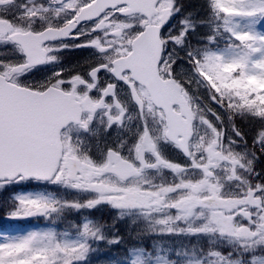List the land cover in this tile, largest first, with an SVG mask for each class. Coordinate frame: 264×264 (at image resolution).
<instances>
[{"label": "snow or ice", "instance_id": "snow-or-ice-1", "mask_svg": "<svg viewBox=\"0 0 264 264\" xmlns=\"http://www.w3.org/2000/svg\"><path fill=\"white\" fill-rule=\"evenodd\" d=\"M200 8L0 0V212L53 226L0 264H91L101 208L156 238L129 264H264V0Z\"/></svg>", "mask_w": 264, "mask_h": 264}, {"label": "trees", "instance_id": "trees-1", "mask_svg": "<svg viewBox=\"0 0 264 264\" xmlns=\"http://www.w3.org/2000/svg\"><path fill=\"white\" fill-rule=\"evenodd\" d=\"M204 0H185V3L191 5L196 11H202L200 5H202ZM248 132V139L251 142V137L253 135V129L246 124L241 125ZM264 166V165H262ZM12 195L11 191L0 192V207L10 208L11 202L9 196ZM9 203V204H8ZM6 212H0V220H4ZM116 221V219H114ZM100 223V222H99ZM104 225V233L108 239L114 237L120 239V243L109 244L107 240L97 242L95 245V251L91 254V264H122L128 261V244L132 241V238L128 239V234L123 230L124 224L122 223L119 227L114 230V234L111 233V226L108 223H101ZM11 226L7 223L0 221V233L9 232ZM132 230V229H131ZM136 236V229L132 230L131 237Z\"/></svg>", "mask_w": 264, "mask_h": 264}, {"label": "rangeland", "instance_id": "rangeland-1", "mask_svg": "<svg viewBox=\"0 0 264 264\" xmlns=\"http://www.w3.org/2000/svg\"><path fill=\"white\" fill-rule=\"evenodd\" d=\"M203 91V90H201ZM11 196V195H10ZM9 196V197H10ZM11 203V202H9ZM8 203V204H9ZM85 217H91L92 219H94L95 221L97 222H100V223H103V222H106L108 223L111 228V233L114 234V230L117 228V226L119 227L122 223L125 224L127 222V220H124V221H109L108 220V216H107V209H104V208H101V209H98V210H94L92 211L91 213L85 211L83 214H80L79 216H77V214L73 213L72 215H70L68 217V220L71 221L73 219H84ZM21 220H28L27 219H19V220H15V219H10L7 217V214L5 216V219L4 220H0L2 222H5L7 223L9 226H19L20 224H23L25 223L24 221H21ZM127 227V226H126ZM140 227L141 225H131L130 222L128 221V227L127 228H123V230L128 234V237L129 238H132V241L134 242L131 246V249L135 246H138V243H141L143 246H147V247H151L155 242H150V243H147V239L150 238V237H145L144 239L142 240H139L135 237H131V232L132 230H135L136 229V232L140 230ZM48 228H43V229H36L34 231H44V230H47ZM132 229V230H131ZM6 236H15V235H6ZM4 237L3 235H0V243H3L4 241ZM168 245H170L171 247H175L176 246V242L174 241H167ZM90 259H91V256H90Z\"/></svg>", "mask_w": 264, "mask_h": 264}, {"label": "flooded vegetation", "instance_id": "flooded-vegetation-1", "mask_svg": "<svg viewBox=\"0 0 264 264\" xmlns=\"http://www.w3.org/2000/svg\"><path fill=\"white\" fill-rule=\"evenodd\" d=\"M85 56H86V53L83 50L67 52L66 53V57H65L66 63L69 64V65H75L78 61L83 60L85 58ZM41 76H42V74L38 73L36 78L39 79V78H41ZM107 216H108V220L109 221H113L115 219V217L110 213L109 210H107ZM21 221H24V220H21ZM28 221L29 220H26L24 222H28ZM38 221L40 222V220H38ZM44 223L47 224L46 226H44L45 228L53 227L51 224H49V222L44 221ZM124 225H125V228H127L128 227V221ZM54 227H56L57 230L64 229V228L67 227V222L58 224L57 226H54ZM155 239L156 238L150 237V238L147 239V242L155 241ZM162 240H163V242L165 244V247H171L170 245H168L167 241H174V242H176V244L178 243V241L176 239L169 238V237H163Z\"/></svg>", "mask_w": 264, "mask_h": 264}]
</instances>
